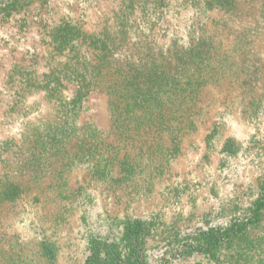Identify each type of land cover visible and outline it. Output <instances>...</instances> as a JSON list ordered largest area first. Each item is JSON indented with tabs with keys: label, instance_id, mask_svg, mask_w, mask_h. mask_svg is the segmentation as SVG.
<instances>
[{
	"label": "rangeland",
	"instance_id": "rangeland-1",
	"mask_svg": "<svg viewBox=\"0 0 264 264\" xmlns=\"http://www.w3.org/2000/svg\"><path fill=\"white\" fill-rule=\"evenodd\" d=\"M207 1L35 0L10 15L0 14V171L10 160L14 164L15 159H34L28 190L0 207V264H83L88 236L118 232L119 222L129 217L156 223L150 243L157 262L164 255H177L175 237H169L174 230L191 232L211 219L213 225L231 222L232 216L219 206L232 195L242 196L264 174V40L258 37L252 43L261 53L257 57L242 54L234 45L243 37L247 42L249 30L254 35L264 29V19L256 18L264 12V0H235L232 11L240 14V23L229 8ZM114 12L123 16L119 23L129 32L123 48L131 56H143L148 46L159 51L202 43L231 51L238 66L256 71L240 73L239 81L209 84L194 109L191 132L169 139L155 135L152 145L158 152L153 155L140 152L143 141L123 142L113 133L109 97L103 92L88 95L79 124L96 126L115 150L107 144L109 151L93 147L89 154L84 149L91 145L80 143L83 148H77L76 139L62 145L57 157L41 147H24L25 134L52 121L57 107L41 89L28 96V109H13L12 93L21 85L14 80L27 73L40 77L54 65L63 67L56 63L66 62L67 54H53V26L68 20L90 37ZM88 40L81 49L91 55ZM219 56L230 63L221 51ZM63 85L62 92L72 98L76 86L65 81ZM232 138L237 143L234 154L227 150ZM75 153L78 158L73 160ZM126 153L134 164L122 170ZM250 233L244 239L252 247L241 240L221 251L220 259L195 253L170 264H264V219ZM44 243L56 252L53 262L41 252Z\"/></svg>",
	"mask_w": 264,
	"mask_h": 264
},
{
	"label": "trees",
	"instance_id": "trees-1",
	"mask_svg": "<svg viewBox=\"0 0 264 264\" xmlns=\"http://www.w3.org/2000/svg\"><path fill=\"white\" fill-rule=\"evenodd\" d=\"M34 1L0 0V14L8 12L7 15H10L11 10H18L25 7L27 2L30 4ZM207 2L208 5L217 3L231 11L237 5L235 0ZM231 13L240 23V14ZM119 15L114 12L113 16H106L99 30L90 37L78 23L68 20H62L51 28L53 54H67V60L56 63L63 64V67L54 65L50 73L39 75L44 79L34 77L32 73H27L17 81L15 79L21 85L12 93V108L28 109L25 106L28 96L43 89L44 97L56 102L57 115L52 121L29 130L25 134V143L28 144L24 147H41L46 154L57 157L62 152V145L76 139L77 148H83L80 143L91 145L84 149L89 154L93 147L100 149L105 146L109 151V146L115 150L105 142L101 136L103 133L96 126L79 124L82 111L88 108V95L103 92L109 97L113 133L123 142L143 141V146L149 143L146 148L142 146L139 149L140 152L153 155L158 152V147L155 146V149L152 145L155 135L158 139L163 136L169 139L174 134L185 136L191 132L195 123L194 109L204 99L209 84L228 79L239 81L240 73L256 71H251L250 67L245 71L238 66L237 56L231 51L202 43L186 47L171 45L168 50L159 51L148 46L143 50V56H131L123 48L129 32L119 23V18L123 17ZM256 18L264 19V12L256 14ZM249 31L246 34L247 38L250 37L246 39L247 42L243 37L234 45L242 54L257 57L261 53L255 52L256 47L252 43L255 39L264 40V29L255 31L254 35L251 34L254 31ZM88 39L91 40L89 47L93 48L91 55L82 54L84 51L81 49ZM219 51L230 63L225 64ZM233 62L236 64L233 65ZM64 81L76 86L72 98L62 92ZM35 105L39 106L38 103ZM236 145L233 138L229 139V153H235ZM75 155L73 160L78 158V154ZM108 161L113 162L112 159ZM120 164L123 170L133 168L134 162L130 154L126 153ZM33 166L34 159L25 157L24 161L15 159L14 164L10 160L6 168H1L0 207L20 199L28 190L30 180L34 179ZM156 169H159L158 166ZM256 180V185L246 187L242 196L232 195L227 203L219 206L221 211L232 216L229 225H213L211 221L215 219H211L206 222V227L199 226L191 232L174 230L169 237H175L173 242L177 244V255L175 252L168 258L164 255L155 262L151 254L153 247L150 237L154 236L156 223L149 219L129 217L119 222L118 232L109 230L88 236V255L83 264H170L176 257L187 258L195 253H202L210 259H220L221 251L234 248L241 240H246V244L251 246V241L244 238L260 227L264 219V174ZM41 247L42 254L53 262L56 256L54 249L47 243ZM236 257L238 260L240 255Z\"/></svg>",
	"mask_w": 264,
	"mask_h": 264
}]
</instances>
